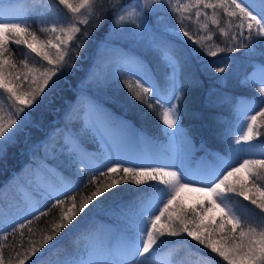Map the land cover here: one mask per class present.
<instances>
[{"label":"snow or ice","instance_id":"6c2138e0","mask_svg":"<svg viewBox=\"0 0 264 264\" xmlns=\"http://www.w3.org/2000/svg\"><path fill=\"white\" fill-rule=\"evenodd\" d=\"M57 2L70 16L63 24L53 23L48 28L39 29L51 33L47 39L41 40L37 31L25 22V16L13 14L11 0H0V90L7 94L11 108L9 113L4 114L3 107H0V154L4 152L6 143L14 138L19 126L28 119L29 110L38 104L50 84L54 83V78L66 68L74 66L70 63L73 56L79 58V52L72 45L81 47L77 38L82 28L89 24L95 0ZM113 7L116 5L113 4ZM164 8L172 13L174 27H157L162 19L159 13ZM205 8L213 10L212 17L208 18V13L202 11ZM190 9H195V17L203 15L218 27L220 20L216 17L220 11L227 14L229 24L233 20L239 21L233 25L236 31L231 36L229 30L219 27V31L229 37L232 45L213 49L206 44L208 36L185 30V20H192V15L185 16ZM123 13H127V17ZM152 17H156L155 23ZM118 26L127 27L134 40L146 43L149 50L171 69L165 77L167 84L162 88L142 56L125 53L121 61L131 73L140 77L134 82L124 80L129 95L150 111H155L157 107L162 109L157 113L161 120V131L169 143H177L181 149L166 157H145L132 151L126 145L132 141L134 126L95 99H89L87 109L82 110L80 116V130L72 133L68 128V120L72 116L70 108L66 113L62 139L56 141L58 147H54L52 152L67 151L63 166L78 165L77 176L87 175L90 178L86 184L80 179L75 182L67 180L57 170L59 165L52 167L45 146L40 160L31 162V168L28 165L25 167L35 177L36 191L43 189L44 200L52 199L54 203L47 211H40L35 203L29 205L22 217L24 222L15 226L0 218V241H8L10 237L15 241L17 233L23 238L25 229L28 234L27 245L22 239L19 250L8 245L13 248L14 257L6 258L5 244L0 243V264H26V261L33 264L32 258L41 253L64 229L73 225L86 209L92 211L90 205L98 208L99 198L106 194L116 195L121 185L128 184L147 185L154 191L129 214L128 221L120 230L124 233L123 245L120 248L112 246L111 230H93L87 234L84 255L68 260L65 264H153L150 257L156 256L164 238L168 237L191 238L199 246L223 258L227 264H264V159H243L241 156V153H251L253 141L264 135V81L260 82L262 86L256 90L258 105L237 110L236 131L242 134L233 138L230 130L226 129L221 133L226 144L225 153H213L212 162H204L201 158V162L193 169L191 150L194 147V135L191 129L184 127L180 104L184 103L186 110L182 75L185 71H189L190 77L195 74L188 67L189 54L169 39L174 37L176 41L190 44L192 57H218L221 52L235 50V46H244L245 40L255 42L257 37L264 39V0H193L189 4H181L180 0H137L134 4L122 6L114 14L113 27ZM207 27L205 23L204 28ZM154 30L160 32L159 37L154 34ZM83 37L87 39V31L83 32ZM13 44L23 46L33 54L41 67L29 66L27 60L21 61L18 67L11 60L10 45ZM220 63L223 62L203 63L202 70L225 73V67L217 66ZM261 70H264V66H261ZM89 79L100 86L107 83V76L102 73H90ZM245 82L253 83L248 78L242 83ZM151 100L155 101V105ZM250 112L254 114L250 115ZM55 134L54 131L47 138L48 141L53 140ZM89 135L104 138L105 143L111 141L102 163L93 159L83 145V139ZM146 161L149 164L163 163L164 166H143ZM126 164L136 166L126 167ZM241 171L246 172L247 179L242 180L237 176ZM48 174L56 177L59 188L47 182ZM89 185L95 190L88 195L79 199L77 195H67L80 186ZM113 189H116L115 193ZM184 189L206 195L198 205L188 208L179 199ZM62 196L65 198L61 199ZM232 198L242 199L254 206L259 219L245 215L229 204ZM214 207L220 209L219 222L214 218L206 223L204 214ZM53 209L59 211L58 217L49 222L50 226L40 233L39 239H33V230L29 226L47 217ZM7 226L11 227V231H4Z\"/></svg>","mask_w":264,"mask_h":264},{"label":"trees","instance_id":"16d2710c","mask_svg":"<svg viewBox=\"0 0 264 264\" xmlns=\"http://www.w3.org/2000/svg\"><path fill=\"white\" fill-rule=\"evenodd\" d=\"M192 2L193 0H180L181 4ZM130 3L134 4L135 2L133 0H95L93 15L89 18V24L82 28V33L77 38V43L81 47L76 48L75 45H72L74 50L79 52V58L73 56L70 63L74 66L66 68L58 74V77L54 78V83L50 84L49 89L46 90L38 104L29 110L28 119L23 125L19 126L14 138L6 143L4 152L0 154V217H8L17 210L15 215L19 220L12 226L24 222L20 215L23 211L22 208L27 205V197L24 195L26 192L22 189L36 196L35 204L40 211H47L54 203L52 199L44 200L41 194L42 189L39 192L36 191L35 177L25 167L28 165L31 168L33 167L31 162L40 160L45 152L43 146L48 142L47 138L54 131L56 134L48 147L50 154L47 153L52 167L56 168L59 165L60 167L57 170L72 182L80 179L86 184L90 178L87 175L77 176L76 168L78 165L63 166L68 156L67 151L60 152L57 150L55 153L52 152L54 147H58L56 141L62 139L61 134L66 123V113L70 108H72V116L68 120V128L72 133H77V129L81 126L80 116L82 110H85L87 101L95 99L104 107L110 109L116 116L131 121L140 133L152 141L157 142L164 138L161 131V120L157 117V113L161 112L162 109L157 107L155 111H150L129 95L123 83L124 80L134 82L137 79L121 63L125 53L142 56L148 62L152 73L162 88L166 86L165 77L171 71L156 53L149 50L146 43L134 40L127 27H113L114 14L119 12L122 6ZM38 4L46 5V8L50 11H47L46 14H39L37 10H32L30 21L27 23L32 26L34 31H37V35L39 34L38 36L41 39L51 35V33L39 31L41 28H48V21H55L54 19H56V22L60 25L67 21L66 19L69 18L70 14L62 5L58 4L57 0H22L21 5L30 7ZM113 4L116 5L115 8ZM202 11L208 13V18L212 17V9L205 8ZM194 12L195 9H190L185 13V16L192 15L191 21L185 20V30L196 35L208 36L209 39L206 44L213 49L217 46L232 45L229 37H225L219 31V27L229 30V36H231L236 31L233 25L238 24L239 21L233 20L229 24L227 14L220 11L219 16L216 17L220 20L218 27L203 15L199 18L195 17ZM123 14L127 17V13ZM159 15L162 19L157 25L158 28L175 26V19L167 8L162 9ZM151 19L155 23L156 17ZM205 23L208 24L207 28H204ZM112 29L120 30L121 35L112 40L113 46L105 47L98 53L99 43L108 38V33ZM85 31L88 33L87 39L83 37ZM154 34L159 37L160 32L154 30ZM169 39L176 43L179 49L189 54L188 67L191 73L195 74L190 77L189 71H185L182 75L186 110H184V103L180 104V108L184 127L191 129L194 135V146L198 153L205 155L219 153L223 155L226 144L221 133L227 129L230 130L233 138L236 136L235 120L238 103L257 96L256 90L260 86L255 80L251 79V74L255 66L264 65V39L257 37L255 42L245 40L244 46H235V50L221 52L218 57H192L190 54L192 46L190 44H186L182 40L176 41L174 37H169ZM10 48L12 51L11 60L18 67L20 62L25 60H27L29 66L41 67L38 59H34L33 54L29 53L23 46L13 44L10 45ZM96 53L100 55L99 60L97 59L96 62L92 63ZM210 61H222L223 63L217 66L225 67L226 72L214 73L210 70H202V64ZM93 72L106 74L107 83L100 86L90 80V73ZM221 77H225V79H221ZM245 78L253 83H242ZM151 102L155 105L154 100H151ZM0 107H3L4 114L11 111L7 94L2 93V90H0ZM91 140L87 136L83 139L86 150L98 148V144L93 138ZM253 146L264 151V135L254 140ZM257 159H264V155ZM25 172H28L29 175H22ZM93 174L99 175V173ZM237 176L242 180L248 178L246 173L241 172ZM46 179L59 185L54 175L48 174ZM94 190L91 185L88 187L80 186L74 192H68L67 195H77L79 199V197L88 195ZM153 191L154 189L149 188L147 185L128 184L121 185L120 191L116 195L109 196L106 194L105 197L99 198V207L94 208L93 205H90L89 208L92 211L86 209L85 213H82L73 222V225H69L67 229H64L41 253L32 258L33 264H59L63 260L77 257L83 253L85 236L100 225L115 226L119 234L123 233L120 230L128 221L129 214L135 211L140 201ZM113 192L115 193L116 189H113ZM181 195L182 192L179 194L180 201L188 208L198 205L205 196L201 195L191 202H185ZM60 198L64 199L65 197ZM230 200L241 213L259 219L257 216L258 210L247 201L237 198ZM220 214L218 213L214 217L217 222H219ZM58 215L59 211L53 209L47 217H42L39 221L30 225L29 227L32 228L34 234L33 239H39L40 233L46 230L50 226L49 222L57 218ZM4 231H11V227ZM24 231L25 236L23 238L17 233L15 241L11 237L8 241H0V243L5 244L6 258L15 256L13 248L8 247V245H13L16 250H19L22 239L25 246L27 245V229ZM160 250L163 252L173 250L174 253L181 254L185 259L189 257L191 260L195 261L197 259L205 262V264H227L223 258L203 246H199L191 238H164ZM197 252L199 255H197ZM205 258L210 259L206 260ZM26 264H29V262L26 261Z\"/></svg>","mask_w":264,"mask_h":264},{"label":"rangeland","instance_id":"374dc122","mask_svg":"<svg viewBox=\"0 0 264 264\" xmlns=\"http://www.w3.org/2000/svg\"><path fill=\"white\" fill-rule=\"evenodd\" d=\"M133 2L136 3L137 0H133ZM11 3L13 4V7H14V13L13 14L25 16L27 18L25 22L30 21V15H31L32 10H35V11L37 10V12H39V14H41V13L46 14L47 11L48 12L50 11L49 9L46 8V5H44V4H42V5L38 4V5H32L30 7H28V6L25 7V6L21 5L22 0H11ZM54 20L55 21H52V20L48 21L47 27H49L53 23H56L57 25H59L56 22V19H54ZM66 20H68V18ZM108 34H109L108 38H106L104 41L99 43V47L97 49L98 53L101 50H103L105 47L113 46L112 40L117 38V36L121 35L120 30H118V29H116V30L112 29ZM48 37L49 36L43 37V38H41V40H45ZM98 53H96L95 57L93 58L92 63L96 62V60L100 56ZM261 66H264V65L255 66V68L251 74V79L255 80L259 84L260 87L262 86V84L260 82L264 81V70H261ZM90 67H92V65H90ZM125 69L128 70L127 67H125ZM131 74L134 75L133 73H131ZM134 76L137 79H140L139 76H137V75H134ZM141 82H143V81H141ZM147 86H149V85H147ZM258 103H259V101L257 100V96H254V97L240 101L237 105V110L250 109V108H253L254 106H257ZM87 104H88V101L85 105V110L87 109ZM249 114L250 115L254 114V112H250ZM124 120H126V119H124ZM126 121H129V120H126ZM129 122L131 123V125H133V123L131 121H129ZM236 124H237V117L235 120V134H236V136H238V135L242 134V132L236 131ZM80 127L77 129V132L80 130ZM87 137L90 140H91V138H93V140L98 144L97 149H90V150H87V152H89L92 155L93 159H95L98 163H102L104 152L109 150V145H110L111 141L109 140L108 143H105V139L101 138L99 136L89 135ZM91 142H92V140H91ZM50 144H51V141H48L43 146L44 151H45V146H46V150H47L48 154H50V151L48 150V147ZM126 146L128 148H130L132 151L137 152L140 155L145 156V157H153V156L166 157L169 154H175L177 152V150L181 149V145H179L177 143H169L165 136L163 139H160L157 142L152 141L147 136L140 133L136 129L135 126H134V136L132 138V141ZM262 150L263 149H261L259 147H254L253 143H252L251 153H241V156L243 159H257V158H260L264 155V151H262ZM201 158H203L204 162H212V160H213L212 155L200 154V153H198L197 149L194 146L191 150V167L193 169H195L197 167L198 163L201 162ZM125 166L126 167H134L136 165L135 164H126ZM143 166L163 167L164 164L163 163H150L149 164L146 161ZM241 173L245 174L246 172L241 171ZM22 175H29V173L25 172ZM26 178L29 179L28 176H26ZM47 182L52 184L54 187H57V188L60 187V185L54 183L52 180L47 179ZM22 190H24L26 192V193H24V195L27 197V205L22 208L23 211L20 215L21 219L23 216H25V210L27 209V207L29 205L35 203V200H36V196H34L33 193H30L29 191H26L25 189H22ZM41 192L43 193V189ZM181 192H182L181 197L185 202H191L196 197H200L201 195H206L205 193L192 191L190 189H184ZM151 194L152 193L148 194L147 196H149ZM228 202H229V204L233 205L231 200H229ZM16 211H15V213H16ZM15 213L10 214L8 217L3 216L0 218H2L6 222H9V221L12 222V225H13L15 222H17L19 220V218H16ZM218 213H220L219 208L214 207L212 209H209L205 213L206 222L212 221L214 219V217L216 216V214H218ZM8 228H10V226L5 227L4 230H6ZM95 230H111L110 241H111L112 246L114 248H120L123 245L124 234L123 233L119 234V231L116 229L115 226L100 225ZM86 237L87 236H85V241H86ZM83 255H84V252L79 254L77 257L72 258V259H78ZM84 258H86V256H84ZM72 259H68V260H72ZM150 259L153 261V264H205V262L197 260V259L195 261L189 259V257H186V259H185L181 256V254L174 253L173 250H167V251L163 252L162 250L159 249L156 256L150 257ZM68 260L67 259L63 260L59 264H65V262Z\"/></svg>","mask_w":264,"mask_h":264}]
</instances>
